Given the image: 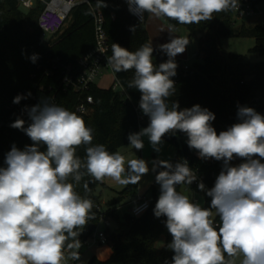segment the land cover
<instances>
[{
  "label": "clouds",
  "instance_id": "1",
  "mask_svg": "<svg viewBox=\"0 0 264 264\" xmlns=\"http://www.w3.org/2000/svg\"><path fill=\"white\" fill-rule=\"evenodd\" d=\"M126 2L141 20L147 12L185 25L239 9V0ZM130 30L134 32L135 27ZM168 31L174 32V26L169 25ZM188 43L187 38L173 37L160 45L169 59L158 66L153 63L152 44L136 51L112 44L108 64L117 73L134 70L128 87L139 90V106L150 119L147 127L129 134V146L142 150L146 136L159 152L163 137L179 131L186 134L188 147L200 158L223 161L211 189L205 190L203 182L198 184L211 197L210 207L177 191V185H191L197 179L186 160L175 165L153 161V171L164 169L155 176L160 195L153 212L157 218L166 217L172 237L168 248L174 253L171 264H264V115L251 107H239L240 122L217 134L212 126L215 114L207 108L197 104L178 110V102L169 107L168 98L175 93L174 58ZM31 59L35 62L37 56ZM26 98L17 95L13 103ZM26 111L31 123L25 128V121L18 118L11 127L23 130L33 144L23 150L13 145L4 159L6 166L0 167V264H68V260H79L80 254L70 251L66 256L65 249L80 248L77 237L95 218L92 200L82 197L75 185L85 174L98 182L111 178L122 186L135 185L149 167L143 159L126 161L119 151L93 145V130L76 112L47 99ZM40 145L46 150L41 151ZM82 145L87 146L84 161L76 155ZM234 158L245 162L231 166ZM84 189L87 192V182Z\"/></svg>",
  "mask_w": 264,
  "mask_h": 264
},
{
  "label": "trees",
  "instance_id": "2",
  "mask_svg": "<svg viewBox=\"0 0 264 264\" xmlns=\"http://www.w3.org/2000/svg\"><path fill=\"white\" fill-rule=\"evenodd\" d=\"M89 1L102 10L110 55L113 43L130 51H136L146 43L152 44L146 27L150 13H144L145 19L141 23L128 13L120 0ZM18 2L19 0H0V25L3 27L0 31V167L6 166L4 159L13 145L23 150L25 146L33 144L23 130L11 127L18 118L25 121V128L31 123L23 108V102L13 103L23 89L31 88L36 83L46 86L52 84L57 105L76 112V94L64 91L58 87V83H53V79L45 78L40 73L33 78L37 73V66H48L53 58L74 62L87 53L95 42L92 11L87 4H80L74 9L71 25L65 34L57 40L46 42L42 39L38 25L43 3H36L30 10H22ZM163 18L175 28L183 26L190 33L202 34L197 53L202 56V62L194 63L188 69L177 66V77H171L175 82V93L168 98L169 107L172 102H178V110L197 104L207 108L215 114L212 126L217 134L240 122L237 115L239 107H251L264 115V62H250L241 55L231 54L226 57L219 43L223 37H254L256 45L252 51L264 54V26H237L234 24L232 10L214 13L210 21L191 25L178 24L174 20ZM132 27H135L134 32L130 30ZM33 55L37 56L35 62L31 59ZM153 63L159 65L163 62H157L153 58ZM133 78L134 70L116 72L115 80L123 88L124 94L111 87L103 89L96 85L89 90L94 100V112L90 115L77 114L93 130V145L102 144L109 152H117L119 148L129 144V134L141 130L135 112L141 93L136 88L128 87ZM167 140L176 150V156L169 161L173 165L178 158L189 157L192 164L204 171L221 172L223 161L200 158L195 149L188 147L185 133L177 131ZM86 147L82 145L76 150V155L82 161L86 160ZM40 150L45 151L46 146L40 145ZM240 160L241 158H234L230 162L231 166H238ZM261 162L264 163V159ZM160 170L164 169L158 167L155 176ZM69 182L75 183L71 178ZM86 182L87 192L84 189ZM98 184V181L85 174L79 184L75 185L76 191L82 197L93 202L95 218L90 220V225L96 224L99 218L96 206L100 205V199L95 194ZM183 185H177L178 192ZM192 188L200 191L199 188ZM137 191L138 184H129L121 192L120 198L106 203V214L117 221L115 229L108 232L111 254L104 260L92 256L86 264H171L174 253L168 248L172 237L165 226L166 217L157 218L153 212L160 195L158 183L150 188V208L136 218L128 213L120 221L118 206L126 200H133ZM210 204L211 197L205 195L204 207H210ZM214 220L219 223L217 215ZM91 233V227H84L77 237L82 245V253L86 251L83 244ZM161 237H164V244L158 248L157 242Z\"/></svg>",
  "mask_w": 264,
  "mask_h": 264
},
{
  "label": "built area",
  "instance_id": "3",
  "mask_svg": "<svg viewBox=\"0 0 264 264\" xmlns=\"http://www.w3.org/2000/svg\"><path fill=\"white\" fill-rule=\"evenodd\" d=\"M126 7L128 13L135 18L138 22H144L138 15H134L129 11V5L126 0H120ZM43 3L44 7L38 18V25L41 31L42 39L49 36L48 41L57 40L64 31L67 23L71 20L74 9L80 4H87L90 6L93 16L94 25V45L93 47L82 56L78 57L74 62H65L60 58H53L48 66L38 65L37 73L33 75L36 78L38 73L43 77L53 79V83H58V87L64 91H72L77 96V103L75 105V111L81 115H90L94 112V100L93 96L89 94V90L96 85V79L104 74H112L114 82L111 88L114 91H121L125 93L123 88L118 82H116V72L108 64L107 57L111 56L109 53L108 36L104 28V16L102 10L99 7L93 6L89 0H19V8L22 10L33 9L36 3ZM234 24L235 25H248V22L252 19H259L253 26H264V0H239V9L232 10ZM114 18V15H112ZM0 25V31L2 30ZM46 41V40H45ZM46 41V42H48ZM175 63L182 69H188L189 65L183 63L180 60H176ZM158 66V64L154 63ZM177 76L175 75V78ZM97 86V85H96ZM54 86L49 84L36 83L31 88L23 89L19 95L27 97L22 99L23 108H30L38 103H41L45 99L49 103L57 105L56 95L54 94ZM31 93L29 96L28 94ZM141 99V98H140ZM140 102V100H139ZM139 102L135 105V112L137 115V122L140 129L148 126L150 119L143 113L139 106ZM176 133V132H175ZM175 133H169L163 137V139L171 138ZM186 160L197 179L190 185L191 187L198 188V184L203 182L205 190L211 189L219 173L215 171L207 172L202 170L199 166L192 164L189 157L178 158L174 165L178 162ZM245 162L241 159L237 165ZM201 191V190H200ZM206 195V191H201ZM197 201V199H194ZM151 205L150 197L147 193L137 192L132 200V206L130 214L136 218L144 214ZM96 210L99 213V218L96 224L90 225V220L85 227H92V233L84 242V247H100L104 245H110L109 238L110 229V217L106 214L107 208L103 205H97ZM102 226V228H100ZM81 245V244H80ZM70 251H78L80 258L82 256V245L79 249H65V255L67 256ZM79 260H68V264H78Z\"/></svg>",
  "mask_w": 264,
  "mask_h": 264
},
{
  "label": "rangeland",
  "instance_id": "4",
  "mask_svg": "<svg viewBox=\"0 0 264 264\" xmlns=\"http://www.w3.org/2000/svg\"><path fill=\"white\" fill-rule=\"evenodd\" d=\"M259 19H252L248 22L249 26H253L257 23ZM71 25V20L67 23L64 31L61 35L65 34ZM239 26V25H237ZM146 27L148 32L150 33V41L153 44L154 48L160 50L159 46L165 43L170 42L173 37L176 38H187L189 39V43L187 44L185 51L182 54H178L174 59H180L183 63L187 65H192L194 63L202 62V56H198V48H199V39L202 36L201 33L195 32L190 33L185 27L180 26L175 28L174 32L169 33V24L164 20L163 17H156L152 14L149 15L146 21ZM60 35V36H61ZM49 36L44 37V41H48ZM220 46L222 48L223 54L228 57L229 55H241L244 56L247 61L250 62H264V54L259 52H254L256 45V40L254 37H223L219 41ZM161 51V50H160ZM163 52V51H161ZM164 53V52H163ZM166 55V53H164ZM153 56V55H152ZM168 56L163 60L166 62L168 60ZM114 82V77L110 73H106L104 75L99 76L96 79V85L103 89H108L112 86ZM144 142V147L142 150L133 149L131 146L125 145L119 148V151L122 155L125 156L126 161L129 159H143L147 162L149 167V172L142 176L141 180L138 183V191L142 193H146L149 195L150 188L152 186H156L155 180V171H153V161L154 160H165L170 161L176 156V150L174 146L167 140L163 139V143L159 145L160 151L157 152L151 145L148 138L142 137ZM127 167V164H126ZM126 188V186H122L117 184L111 178H105L103 182H99L95 189V194L99 196L100 202H108L113 199H118L121 197V192ZM181 194L187 195L191 200L197 199V201L201 204L202 207L205 205V194L201 191L193 189L190 185L184 184L180 190ZM126 201L122 202L125 203ZM100 205H102L100 203ZM119 218L120 221L124 220L126 214L129 213L130 207L128 205H119ZM106 209V205L104 206ZM213 212V218H215V210ZM110 229L113 231L117 225V221L110 218ZM102 228V226H100ZM164 244V237H161L157 242V247L161 248ZM111 254V245H104L100 247H89L83 253L80 258L78 264H86L88 260L92 256H96L97 258L104 260L107 259ZM237 264L239 262L237 261Z\"/></svg>",
  "mask_w": 264,
  "mask_h": 264
},
{
  "label": "water",
  "instance_id": "5",
  "mask_svg": "<svg viewBox=\"0 0 264 264\" xmlns=\"http://www.w3.org/2000/svg\"><path fill=\"white\" fill-rule=\"evenodd\" d=\"M153 58L157 61V62H163V60L165 59V54L163 52H161L160 50H158L157 48H153ZM92 230V227H91Z\"/></svg>",
  "mask_w": 264,
  "mask_h": 264
},
{
  "label": "crops",
  "instance_id": "6",
  "mask_svg": "<svg viewBox=\"0 0 264 264\" xmlns=\"http://www.w3.org/2000/svg\"><path fill=\"white\" fill-rule=\"evenodd\" d=\"M149 36H150V33H149ZM151 37V36H150ZM153 57V56H152ZM165 58H166V55H165ZM175 61L176 60H180V59H174ZM181 61V60H180ZM137 192H139V191H137ZM142 193V192H141ZM147 193V192H146ZM103 206H105L106 205V203L107 202H100ZM124 205H128L129 207H130V210H131V206H132V200H126V202L125 203H123ZM123 204H121V205H123ZM129 213H130V211H129ZM83 255V254H82Z\"/></svg>",
  "mask_w": 264,
  "mask_h": 264
}]
</instances>
